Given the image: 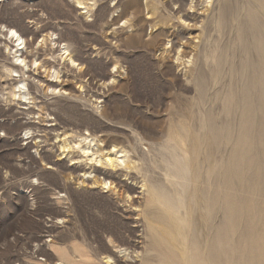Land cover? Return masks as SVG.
<instances>
[{
	"label": "rangeland",
	"instance_id": "1",
	"mask_svg": "<svg viewBox=\"0 0 264 264\" xmlns=\"http://www.w3.org/2000/svg\"><path fill=\"white\" fill-rule=\"evenodd\" d=\"M91 2L87 11L74 0H0V264H170L182 251L155 221L150 188L174 199L181 181L164 176L183 157L195 171L185 231L192 237L193 219L206 224L201 264H264V0ZM220 7L229 10L222 23ZM231 15L252 26L248 36L236 35ZM10 28L25 40L26 60L57 66L55 86L65 80L76 98L39 88L50 79L32 68L24 80L33 104L11 100ZM64 44L77 69L58 60ZM81 138L101 153L121 149L130 165L61 154L63 140Z\"/></svg>",
	"mask_w": 264,
	"mask_h": 264
},
{
	"label": "bare ground",
	"instance_id": "2",
	"mask_svg": "<svg viewBox=\"0 0 264 264\" xmlns=\"http://www.w3.org/2000/svg\"><path fill=\"white\" fill-rule=\"evenodd\" d=\"M92 0H87L85 2H82L81 0H74V2L76 3L77 7L80 9H84V10H89L93 7V3L91 2ZM206 1V0H205ZM214 0H210V6H211V2H213ZM226 1V0H224ZM200 2V1H199ZM216 2V1H215ZM220 2V1H218ZM191 3V2H190ZM205 3V2H204ZM207 3V2H206ZM192 4V3H191ZM207 4V5H208ZM225 5V4H223ZM264 5V4H263ZM261 4V6H263ZM259 6V5H258ZM191 7V6H190ZM193 7V6H192ZM191 7V8H192ZM208 7V6H206ZM189 8V7H188ZM204 8V7H203ZM210 8V7H209ZM264 10V9H263ZM204 11V10H203ZM220 22H223V18H225V15H227L229 13L228 8L223 7L221 9L220 7ZM206 12V11H205ZM178 14H181L178 16V20H181L184 24V21L186 20V16L189 17L186 14H182L183 11L180 10L177 12ZM241 13V12H240ZM189 14V13H188ZM206 14V13H205ZM261 14V13H260ZM239 15V14H238ZM243 17V14H241ZM239 15V16H241ZM262 15V14H261ZM235 18V22L237 24V26H235L236 29H234L236 31V35L240 38H242L243 34L248 36L250 29L252 28V26L249 28V26L246 24L244 27H242V20L243 18L241 17H237L234 15H231ZM198 17V16H197ZM264 17V16H263ZM119 18V17H118ZM245 19V18H244ZM194 20V19H193ZM187 21V20H186ZM186 23V22H185ZM233 23V22H232ZM185 25V24H184ZM186 26V25H185ZM232 26V25H231ZM194 27V26H193ZM3 32H1L2 34ZM257 35V34H256ZM5 38H7V41L10 42L12 45L11 47L5 45L3 43V47H5V50L7 51V53H9L11 51L12 53V66L11 68H8L10 66H8L7 68H4L7 76L13 78V79H18V82L16 83V85L13 87V89L10 92V96H11V100L13 101H18L21 104H29L33 102V98H32V94H30L29 89H28V84L27 82L24 80V76L25 74L33 68L32 71H34L33 74H37L38 73L41 75L40 78L43 77H49L50 80H47L43 82V80L45 79H39L36 81V85L40 88H42L45 85L46 90H50L51 92L55 91L53 88L56 89V87L59 88L58 92H62V93H66V95L70 96V97H75L76 98V93L77 91L73 90L72 88L67 86L66 81H62L59 85L60 86H55L56 83H59L60 80V72L58 70H55L53 67L50 70L46 69V64H41L40 66L37 64L38 61H33L28 62L26 60V56L24 51L26 50V42L25 40L21 37L20 34H18V32L14 29H7L6 30V34L4 35ZM263 36V33H260V38ZM49 38L51 37L48 36ZM46 36H43L39 46L40 48L43 47L46 43L47 38ZM258 37V35L256 36V38ZM54 42V41H53ZM263 42V41H262ZM9 43V44H10ZM50 43V42H48ZM173 43V42H172ZM255 42L253 41L252 44H254ZM52 44V43H51ZM179 44V43H178ZM38 46V47H39ZM55 46V45H54ZM177 46V45H176ZM187 46V45H186ZM45 47V46H44ZM251 46H246L245 49H249ZM171 49V48H170ZM183 50V49H182ZM59 54H58V60L65 64L66 66H69L70 68L74 69V68H78V65L76 64V62L73 60L72 55L69 52V49L67 47V45H62L61 47H59ZM168 52V50H166ZM181 52V51H180ZM252 53V52H251ZM171 54V52H170ZM178 56V53H176ZM11 55V54H10ZM52 55V54H51ZM181 55V54H180ZM186 56V55H185ZM188 56V55H187ZM186 56V57H187ZM207 56V55H206ZM50 57V56H49ZM218 57V56H216ZM179 58L181 57H176V61H180L182 62ZM188 58V57H187ZM52 59V57H51ZM217 59V58H216ZM221 59V58H220ZM255 59V58H254ZM223 60V59H222ZM221 60V61H222ZM255 61V60H254ZM41 62V61H40ZM44 62V61H43ZM31 63V64H30ZM42 63V62H41ZM47 63V62H46ZM183 63V62H182ZM185 63V62H184ZM184 65V64H183ZM5 66V65H4ZM59 66V65H58ZM186 66V65H185ZM50 68V67H49ZM48 68V69H49ZM59 69V68H58ZM42 70V71H41ZM39 75V76H40ZM30 76V75H29ZM35 77V76H34ZM33 77V78H34ZM65 77V76H64ZM22 78V79H21ZM26 78V77H25ZM39 78V77H38ZM63 78V77H62ZM36 79V78H34ZM34 79H30V80H34ZM52 79V80H51ZM68 80V79H66ZM71 82V81H70ZM46 83V84H45ZM69 83V82H68ZM35 84V83H34ZM30 85V84H29ZM37 87V89H38ZM77 88V87H76ZM40 90V89H39ZM44 90V89H43ZM41 90V91H43ZM78 90V89H77ZM82 90V87H81ZM37 91V90H36ZM45 91V90H44ZM80 91V90H79ZM38 92V91H37ZM247 92V91H246ZM45 93V92H44ZM43 93V94H44ZM255 93V92H254ZM252 94V93H251ZM254 95V94H253ZM62 96V95H61ZM67 96V97H68ZM83 96V95H82ZM250 96V95H249ZM69 97V98H70ZM245 97V96H243ZM248 97V96H246ZM249 98V97H248ZM15 101V102H16ZM89 102V101H88ZM264 102V100H263ZM261 103V102H260ZM33 104V103H32ZM199 108H200V116L199 118L203 117V120L206 119V112H207V107L205 106L206 104L200 100L199 103ZM259 106V105H258ZM43 111V110H42ZM102 113V112H101ZM41 114V113H40ZM38 115V114H37ZM43 115V114H42ZM47 115V114H46ZM209 115V114H208ZM38 117H40L38 115ZM42 117V116H41ZM43 119V118H42ZM192 119V118H191ZM210 119V118H209ZM43 123V122H42ZM209 124V123H208ZM204 132V131H203ZM25 136L27 137L28 134L26 133ZM67 138V137H66ZM212 138V137H211ZM210 138V139H211ZM64 139V138H62ZM75 141V140H74ZM76 143V142H75ZM74 142H68L66 140H63L61 143V147H60V151L61 154H68L70 152H78V154L81 156V160L84 159L85 161H87L88 164H92L95 167H101V168H110V169H115V168H119V167H128V165H130L129 163V158L128 156L123 153L120 150L115 149L114 147H112L111 149H109L108 151L101 153L98 149H96L95 151L93 149L97 148V146L95 145L93 140H90L88 138H81L80 140H78V142L75 144ZM179 144V143H178ZM100 145V144H99ZM190 146V145H189ZM95 147V148H94ZM166 149V148H165ZM176 150V149H174ZM177 151V150H176ZM174 152V151H173ZM238 152V151H237ZM169 153V152H168ZM176 153V152H175ZM173 154V153H172ZM212 155V154H210ZM175 158V156H174ZM178 158V156H177ZM215 158V157H214ZM252 158V157H251ZM172 159V158H169ZM184 160L183 164L181 166H178L176 168V170H168L165 173V180L169 183L172 184L173 180L178 179L179 181H181V189L180 191L176 192L175 194V198L171 199V198H167L161 190H159V188H157L156 186H154V189L151 187L150 189H152V195L151 198L154 200L155 205H156V209L154 211L155 212V221L159 222L160 224H162L166 229H165V233L167 236H173L174 241H176V245L179 247V250L182 251L181 256L178 258L174 257L172 259H170L171 263L170 264H201L200 259L198 257H200V255L197 254L196 252V244L197 242H199V238L202 235L203 230H205V226L206 224L203 222L199 223L197 221H195V219H193L192 222H194L192 224L193 228L192 230V237L190 236V234L188 235V233L185 231V227L187 225V216H186V203L187 200L186 199H191L192 195L191 193L189 194V189L191 186V181L193 184V178L195 177V171L192 167L189 166L188 164V160H185V157L182 158ZM212 159V158H211ZM80 160V159H79ZM213 160V159H212ZM177 162V161H176ZM74 163V162H73ZM86 163V164H87ZM171 163V162H170ZM210 163V162H209ZM208 163V164H209ZM221 163V162H220ZM199 165V164H195ZM201 165H203L201 163ZM174 166V165H173ZM130 167V166H129ZM168 167V166H167ZM200 168V166H198ZM209 167V166H208ZM211 167V166H210ZM175 168V167H174ZM197 168V167H196ZM203 169V168H202ZM211 169V168H210ZM214 169V168H213ZM128 170V169H127ZM166 170V169H165ZM164 170V171H165ZM197 170V169H196ZM199 170V169H198ZM201 170V169H200ZM212 170V169H211ZM223 170V169H222ZM261 170V169H260ZM264 171V170H263ZM211 172V171H210ZM91 173H86V174H82L83 180H87L88 177H91L90 175ZM211 174V173H210ZM262 174V173H261ZM199 175V174H198ZM200 176V175H199ZM257 178V177H256ZM198 179V178H197ZM177 181V180H176ZM255 181V180H254ZM253 181V182H254ZM95 181H92L91 185H94ZM96 183V182H95ZM179 183V182H178ZM196 183V181H195ZM105 184V183H104ZM108 184V183H107ZM105 184L104 185V189L108 188V185ZM154 185V184H153ZM240 185V184H239ZM143 186V185H142ZM159 186V185H158ZM162 186V185H161ZM176 186V185H175ZM179 186V185H178ZM164 187V186H162ZM166 187V186H165ZM193 187V185H192ZM143 188V187H142ZM175 188V187H174ZM149 189V190H150ZM161 189H166L167 188H161ZM169 189V188H168ZM261 189V188H260ZM179 190V189H178ZM172 191V190H171ZM192 191V190H191ZM170 192V191H169ZM195 192V191H194ZM173 193V192H172ZM198 194V193H197ZM196 194V195H197ZM256 194V193H255ZM170 196V195H169ZM195 196V195H194ZM197 199V198H196ZM192 200V199H191ZM200 200L202 201L201 203H203L202 205L205 206V209L207 210V213H209V209L210 208V204L208 202V197H207V190H202L200 191ZM197 202V201H196ZM220 203V202H219ZM196 207V206H195ZM198 207V206H197ZM202 207V206H201ZM192 209V208H191ZM223 209V208H222ZM160 210V211H159ZM197 210V208H196ZM218 210V209H217ZM188 211V209H187ZM205 211V210H204ZM260 211V210H259ZM153 212V210H152ZM151 212V213H152ZM195 212V211H194ZM219 212V211H218ZM206 213V212H205ZM188 214V213H187ZM203 214V213H202ZM244 214V213H243ZM264 214V213H263ZM200 216V214H198ZM233 215V214H232ZM240 215V214H239ZM154 216V215H153ZM196 216V215H195ZM207 216V215H206ZM263 216V215H262ZM211 217V216H210ZM209 217V218H210ZM213 218V217H212ZM198 219V218H197ZM203 219V218H202ZM206 219V218H205ZM211 219V218H210ZM229 219V218H228ZM227 219V220H228ZM204 220V219H203ZM191 222V221H190ZM208 222V221H207ZM210 224V223H209ZM231 224V223H230ZM256 229V228H254ZM190 230V229H189ZM253 230V229H252ZM258 230V229H256ZM204 234L207 232H203ZM257 234V232H256ZM209 235V232H208ZM190 237V238H189ZM207 237V236H206ZM203 238V237H202ZM212 238V237H211ZM206 240V238H204ZM156 240V239H155ZM204 240V241H205ZM153 241V240H151ZM207 241V240H206ZM202 242V241H201ZM166 243V242H165ZM161 244V243H160ZM168 244V243H167ZM202 244V243H201ZM169 245V244H168ZM206 246V244H204ZM157 247V246H156ZM162 247V246H161ZM201 247V246H200ZM117 248V247H116ZM202 248V247H201ZM212 248H216L215 243L211 246V244L209 245V250ZM204 249V247H203ZM163 251V250H162ZM203 252V250H202ZM174 253V252H173ZM177 253V252H176ZM172 254V253H171ZM208 254V253H207ZM176 256V254H175ZM203 256V255H202ZM218 255H215L214 257L211 254L207 255V258L210 260L211 263H213L214 261H217L219 258ZM169 259V258H168ZM169 261V262H170ZM207 261V260H206ZM168 262V263H169ZM69 263V262H68ZM160 263V262H159ZM163 263V262H162ZM161 263V264H162Z\"/></svg>",
	"mask_w": 264,
	"mask_h": 264
},
{
	"label": "water",
	"instance_id": "3",
	"mask_svg": "<svg viewBox=\"0 0 264 264\" xmlns=\"http://www.w3.org/2000/svg\"><path fill=\"white\" fill-rule=\"evenodd\" d=\"M91 183H92V181H91ZM91 183H90V181L88 182V184H91Z\"/></svg>",
	"mask_w": 264,
	"mask_h": 264
}]
</instances>
